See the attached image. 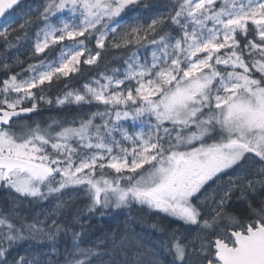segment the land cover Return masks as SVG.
<instances>
[{"label": "snow or ice", "instance_id": "1", "mask_svg": "<svg viewBox=\"0 0 264 264\" xmlns=\"http://www.w3.org/2000/svg\"><path fill=\"white\" fill-rule=\"evenodd\" d=\"M0 193V264H264V0H0Z\"/></svg>", "mask_w": 264, "mask_h": 264}, {"label": "trees", "instance_id": "2", "mask_svg": "<svg viewBox=\"0 0 264 264\" xmlns=\"http://www.w3.org/2000/svg\"><path fill=\"white\" fill-rule=\"evenodd\" d=\"M163 2V0H161ZM18 70V69H17ZM55 96V93H53ZM47 108V106H45ZM75 109L59 111L54 107L44 112L45 116H64L71 115L75 112ZM3 193H0L2 196ZM168 221L164 220L162 216L153 215L151 211L142 209L141 207L133 206L131 209H122L113 214L112 218H105L104 220H96L93 222V227L102 225L104 228H116L117 226L123 227L127 224L128 227L132 228L136 235L142 240L148 242L150 245H156L161 237L158 235L156 229L152 228L153 224H167ZM83 247L89 246L83 244Z\"/></svg>", "mask_w": 264, "mask_h": 264}, {"label": "rangeland", "instance_id": "3", "mask_svg": "<svg viewBox=\"0 0 264 264\" xmlns=\"http://www.w3.org/2000/svg\"><path fill=\"white\" fill-rule=\"evenodd\" d=\"M135 206L140 207V206H138V205H135ZM117 211H119V210H117ZM136 236L138 237V235H136ZM138 238H139V237H138ZM139 239H140V242H141L142 245H143V249H142V250H143L145 253H147V255L144 257L145 260L156 259V258H158V259H163L162 256H159V257H153V256L151 255V253H153V252L156 251V249H155V247H154L155 245L152 246V244L150 245L148 242L142 240V238H139Z\"/></svg>", "mask_w": 264, "mask_h": 264}]
</instances>
